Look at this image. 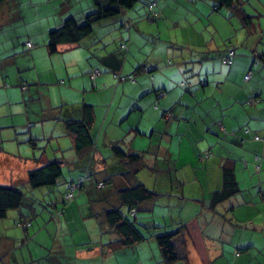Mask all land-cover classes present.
I'll return each mask as SVG.
<instances>
[{"label":"crops","instance_id":"1","mask_svg":"<svg viewBox=\"0 0 264 264\" xmlns=\"http://www.w3.org/2000/svg\"><path fill=\"white\" fill-rule=\"evenodd\" d=\"M150 1H156L155 19L148 17ZM243 1L247 23L232 7L216 9L214 0H147L116 15L117 45L106 41L109 30L97 31L108 17L80 42L52 52L50 30L91 12L93 0H4L0 185L23 186L30 170L53 159L63 173L0 218V264H244L243 245L252 248L248 259L261 260L252 238L264 237V158L254 168L264 142L253 135L264 134V61L255 62L264 54V0L258 13ZM164 31L174 35L164 40ZM147 37L156 44L150 51ZM230 47L237 54L226 63ZM86 104L94 108V144L78 151L67 123L81 119ZM116 144L142 155L138 180L158 194L139 203L136 215L120 196L135 178ZM226 164L234 167L240 191L212 206ZM83 174L90 178L68 199L70 183ZM115 207L160 232L189 222L173 238L178 258H164L156 235L122 244L106 216ZM239 222L253 230L246 244L238 238Z\"/></svg>","mask_w":264,"mask_h":264},{"label":"trees","instance_id":"2","mask_svg":"<svg viewBox=\"0 0 264 264\" xmlns=\"http://www.w3.org/2000/svg\"><path fill=\"white\" fill-rule=\"evenodd\" d=\"M137 1L138 0H93L94 9L91 12L85 14L82 18L69 16L63 21L60 26L50 30L48 43L50 50L52 52L57 51L58 45L62 43L80 42L83 38L92 33L94 24L96 22L104 18L113 17L120 14L123 9L131 8L136 4ZM214 1V7L216 9H220L223 7H232L239 14H241L242 19L245 23L249 21L251 16L247 14L244 7H242L241 0ZM3 2L4 0H0V8ZM231 51H234L233 55L230 54ZM236 54V49L234 47H230L227 53L222 56V59L226 63H232L233 58L236 56ZM255 58V62L257 60H259L257 61L258 63L261 60L264 61V54L257 53ZM170 61L172 62L171 59ZM151 70H148V72L152 73ZM248 79L246 78V80ZM93 121L94 108L90 104H86L83 107V115L81 119H71L70 121H68L67 125L70 132L74 136V144L78 151H81L84 148H88L94 144V139L91 132ZM255 135L256 134L253 135L254 139ZM258 141L264 142L260 139ZM114 149L120 156L127 158L131 162L132 168L130 170V174L132 178H135V183L120 191V196L123 203L131 210L132 208H136L139 203L146 200H151L156 197L158 195L156 191L148 188L142 181L138 180V173L142 168L145 167V162L142 155L139 153H126L119 144L114 145ZM259 155L262 154L260 153ZM263 158L257 159V165L259 166V168L261 166L259 162H261ZM62 173L63 167L61 161L58 159H53L48 161L41 167L30 170L28 178L23 186L0 185V218L6 217L9 210L18 208L23 205L26 197L28 196L27 192L30 194V196H32L34 193L33 191L38 188L55 185ZM84 175L88 174H83L80 176ZM78 178L75 179L72 183L76 182ZM223 182V187L220 190L215 191L212 196V206H215L219 202L225 201L227 198L240 191L239 181L237 180L236 172L232 165L226 164L223 166ZM72 183H70L68 191L70 190ZM106 216L110 224L114 226L115 230L120 234V242L124 245L134 244L148 238L151 235H156L163 256L167 261H173L178 258L173 238L181 232V228H187L188 230L191 228V225L189 224V222H187L181 227L174 229L173 231L160 232V227L156 225L141 226L135 219H130L126 215V213L119 207L107 210ZM26 221L30 222V225L32 224L30 220L27 219Z\"/></svg>","mask_w":264,"mask_h":264},{"label":"rangeland","instance_id":"3","mask_svg":"<svg viewBox=\"0 0 264 264\" xmlns=\"http://www.w3.org/2000/svg\"><path fill=\"white\" fill-rule=\"evenodd\" d=\"M146 1L147 0H138L137 2H136V7H139L140 5H142L143 6V4H145L146 3ZM242 1V0H241ZM181 2H182V0H181ZM243 2H245L244 4H245V6H246V8L249 10V11H251V12H253V13H258V12H260L259 10H258V8H257V6H258V0H245V1H243ZM135 5L134 6H132L131 8H129V9H132V10H134V8H136L135 7ZM260 7V6H259ZM226 7H224V9H225ZM252 14V13H251ZM264 19V18H263ZM236 22L238 21V20H235ZM112 22H114V24L115 25H117L118 27L116 28V30H114V31H112V29H114L113 28V23ZM235 22V23H236ZM97 23V22H96ZM108 23H110V24H108ZM103 24H104V22H103ZM95 27V26H94ZM97 31L99 32V31H107V30H109L108 31V33H106V35H105V39H106V41L109 43V44H111V45H114V43H116V45L118 44V42L115 40V36L117 35V30H119V29H121L122 27H121V25H120V22H119V17L118 16H114V17H112V18H110L108 21H107V24H104V26H101L100 24H98L97 26ZM234 26L232 25L231 26V28H233ZM174 35V31H172V32H170V31H164L163 32V37L162 38H164V40H166L167 38H169V39H171V37ZM181 37H182V35L181 34H179ZM185 35H187V33L185 34ZM144 40H145V50L146 51H150L151 50V47H154V45H156L155 44V40H153V39H150L149 37H147V38H144ZM158 43H160V42H158ZM157 43V44H158ZM140 43H138L137 45H136V48H138V47H140ZM161 45V44H160ZM117 50V49H116ZM173 50H175L176 52L177 51H179V49H173ZM132 112H134V111H132ZM133 114V113H132ZM150 116L148 115V116H146L144 119H147V118H149ZM151 131H152V129L150 128L149 129V131H148V136H145V138H144V140H145V145H144V147L145 148H148L149 146H150V134H151ZM262 136V138H264V134H262L261 135ZM146 151H148V150H146ZM145 155H146V157H148V156H150L151 155V152H145L144 153ZM257 166H256V163L254 164V168H256ZM40 189H42V188H38V189H36L35 190V192H34V194H38V193H43L45 190H40ZM45 189H47V190H49V188H45ZM27 194H28V196H30V194L27 192ZM47 194V193H46ZM53 194H55V192L53 193ZM67 199V198H66ZM68 200V199H67ZM69 203H68V201H66V205H68ZM160 208V207H159ZM20 226H22V225H20ZM239 228H238V238H241V237H243L244 236V241H245V243L244 244H246L249 240H250V234L253 232V230H251L250 228H248V226H246V225H244L243 224V222H239V226H238ZM248 228V229H247ZM247 229V230H246ZM68 236H70L71 237V235L69 234ZM252 240H254V242H253V244H254V249H255V252H256V254L258 255V257L259 258H261V260L259 261L258 259H255V260H251V258L249 257V259H248V256H246V255H248V251H250L252 248H248V247H246V245H243V249H245V250H243V253H244V255H245V257H246V261H245V263L244 264H264V254L262 253L261 254V252L260 251H262V249H264V237L263 238H260V236L259 235H256L254 238H252ZM256 247V248H255ZM239 264H242L241 262H239Z\"/></svg>","mask_w":264,"mask_h":264},{"label":"built area","instance_id":"4","mask_svg":"<svg viewBox=\"0 0 264 264\" xmlns=\"http://www.w3.org/2000/svg\"><path fill=\"white\" fill-rule=\"evenodd\" d=\"M155 6H156V1H152V2H150L149 3V5H148V8H149V12H148V17L150 18V19H155L156 18V16H157V12L155 11ZM28 46H31L32 45V43L29 41L28 43ZM231 55H233L234 54V51H231V53H230ZM257 61H259V60H257ZM256 61V62H257ZM153 68V66L151 65V64H146V65H144L143 66V69L145 70V71H148V70H151ZM99 73V70H95V71H93L92 72V77L93 78H95L96 77V75ZM118 77H119V80H127V79H132V80H134V75L133 74H130V75H121V74H118L117 75ZM252 76V71H250L247 75H246V78L248 79V78H250ZM183 84H186V82L185 81H183ZM250 132V129H246V133H249ZM255 139H257V140H263L264 141V138H262L259 134H256L255 135ZM262 155H257L256 156V159H262L263 158V156H264V148H263V152L261 153ZM257 168H259V166L257 165ZM90 177H89V175H84V176H80L79 178H78V180L76 181V182H74V183H72V185H71V187H70V190L68 191V193H67V198L68 199H71V198H73L74 197V193H75V191H77L78 189H80L84 184H85V182L89 179ZM100 185H103V183L101 182V183H99ZM131 212H132V214H134V215H136L137 214V209L136 208H132L131 210H130ZM24 223V226L27 228L28 226H30V222H28V221H26V222H23Z\"/></svg>","mask_w":264,"mask_h":264}]
</instances>
